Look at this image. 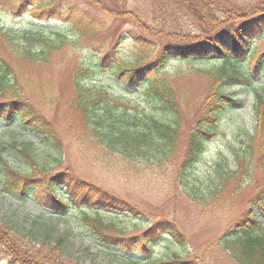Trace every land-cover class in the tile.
I'll use <instances>...</instances> for the list:
<instances>
[{
	"label": "trees",
	"instance_id": "16d2710c",
	"mask_svg": "<svg viewBox=\"0 0 264 264\" xmlns=\"http://www.w3.org/2000/svg\"><path fill=\"white\" fill-rule=\"evenodd\" d=\"M9 2V13L25 26L0 25V38L20 62L36 67L48 66L52 57L67 46L79 48L76 40L81 35L107 30L103 18L81 7H60L52 3L54 0ZM150 2L161 22L177 28L185 18L183 22L197 28L198 35H179L154 44L153 39L128 30L113 34L112 43L107 38H102L96 47L94 42H88L79 50L81 55L72 68L69 83L70 99L66 105L80 123L74 128L68 123L57 129L37 111L26 98L35 87L31 78L23 85L14 67L0 55V131L28 137L17 144L16 138L10 136L3 143L6 149L0 148V190L20 199L29 195L38 206L53 213L87 205L91 215L83 212L81 222L88 229L86 237L121 264H196L187 260L186 240L167 217L153 221L122 200L90 193H82L80 199L74 195V177L66 164L74 147H68L66 142L82 151L93 147L104 161L120 158L134 167L170 166L174 169V189L195 205L208 206L218 200L226 183L237 177L238 169L246 162H255V152L262 153L258 164L264 172V91L254 95L256 123L251 134L240 110L234 108L242 101L233 97L228 85L236 82L246 87L264 79V8L259 10L260 15L251 17L243 10V16L235 19L238 12L229 0ZM97 4L100 7L102 2ZM127 41L132 43L130 53H125ZM170 63L180 67L168 69ZM193 75L204 76L208 81V92L198 99L191 98L182 83ZM49 96H40L45 107H49ZM226 115L240 117V130L247 140L243 141L244 151L233 153L232 167L217 162L213 182L206 188L198 187L190 178L191 172L218 135V126ZM188 120L191 127L181 144ZM35 143L41 148L40 153L35 150ZM1 151L10 153L13 162ZM178 154L181 159L176 164ZM64 165L65 170L53 172ZM62 187L69 191L68 198L67 192L59 197L57 192ZM40 192L50 200H43ZM250 206L241 221L221 236L224 252L235 264H264V224L256 219L252 208L264 212V184L255 191ZM105 212L129 218L128 221L135 219L129 226L131 231L104 219ZM61 239H57L60 244ZM156 244H178L181 250L175 257L155 255Z\"/></svg>",
	"mask_w": 264,
	"mask_h": 264
},
{
	"label": "rangeland",
	"instance_id": "374dc122",
	"mask_svg": "<svg viewBox=\"0 0 264 264\" xmlns=\"http://www.w3.org/2000/svg\"><path fill=\"white\" fill-rule=\"evenodd\" d=\"M45 1L51 0H43ZM54 1L52 3H58L60 7H81L95 13L99 18L104 19L106 32L81 35L79 40H76L79 48L67 46L59 50L48 66L36 67L20 62L16 55L7 50L1 38L0 55L14 67L23 85L31 78L32 86L35 87L28 91L26 98L37 111L51 120L57 129L63 128L68 123L69 126L73 125V128L80 124L79 117L66 104L70 99L71 85L69 83L72 68L81 55L79 50L83 49L82 47H85L88 42H94L93 47L95 44L100 45L102 38H107L112 43L113 34L128 30L153 39L154 44L171 41L179 35L193 38L195 36L192 34L198 35L197 28L188 22H183L185 18H182L177 28L170 23L161 22L158 16H155L150 0ZM229 2L234 5V11L238 12L234 15L235 19L240 15L243 16L241 14L243 10L247 13V17H251L260 15L262 11L259 10L264 8V0H229ZM97 3L101 6H96ZM10 6L9 0H0V25L2 26L19 23L18 19L9 13ZM19 26H25V24L19 23ZM125 44L127 50L125 53H130L132 43L127 41ZM172 64H169L168 69L174 70L178 67ZM185 78L187 80H182V83L185 84L191 98L198 99L208 92V81L204 76L193 75ZM228 85L229 91L233 92V97L242 101V103H236L234 108L240 110L247 130L253 134L256 123L253 110L254 95L264 91V79H258L256 83L246 87L239 86L236 82ZM179 86H182L181 81ZM38 88L42 95H50L49 103H47L49 107L43 105V97H40ZM179 91L182 90L179 89ZM227 116L221 119L217 130L218 135L209 143L208 149L195 166V170L191 172L190 178L198 183V187L206 188L213 182L217 162L232 167L233 153L242 154L244 151L246 144L243 141L247 140L240 130V117ZM191 120H188L183 128L181 144L186 140V132L191 127ZM10 136L16 138L17 144L28 138L23 133L0 131V148L4 147L3 143L9 141ZM66 143L68 147H74L69 153V162H66L68 167L64 165L62 169L54 168L53 172L63 171L64 167L69 168L68 172L74 177L71 181L73 194L78 195L79 199L83 194L90 193L100 198L122 200L129 206L135 207L138 212L141 211L144 216H149V219L153 221L167 217L168 220L175 222L186 240L187 260L196 264H235L233 259L231 260L224 252L221 236L225 230L241 221L247 213V207L251 205L255 191L264 184V172L258 164L262 153L255 152V162L244 163V167L241 166L236 172L237 177L226 183V188L217 197L218 200L207 206L195 205L180 196L179 190L174 189L175 178L172 174L174 169L170 166L157 168L155 164H141L134 167L131 162L120 158L117 159L118 161H115L116 158L104 161L100 155L95 154L93 147L82 151L77 149L75 144ZM35 144V150L40 153L41 148L37 143ZM181 149L183 151L182 146ZM1 153L3 157L10 160L9 162H13V156L10 153L7 154L5 151ZM179 154L176 156L178 157L176 164L181 159ZM66 192L67 189L62 187L57 193L61 198L62 193ZM68 192L66 198L70 194ZM39 194V196L42 195L43 200H50V197L42 192ZM252 208H254L256 219L263 225L264 212L254 206ZM88 209L87 205H77L66 213H53L46 207L38 206L29 195L20 199L6 196L0 190V264H121L120 260L107 254L102 247L86 237L88 229L81 222L84 217L83 212L91 215ZM104 214V219L123 225L131 231L129 226H132L135 219L128 221L129 218H117L113 213L109 215L105 212ZM46 232L48 237L44 238ZM58 236L63 238L61 244L57 241ZM156 245L154 254L164 257L168 255L175 257V254L181 250L178 244L177 246Z\"/></svg>",
	"mask_w": 264,
	"mask_h": 264
}]
</instances>
